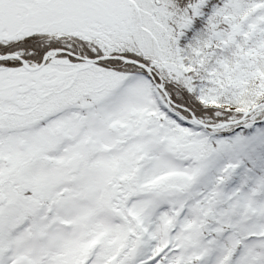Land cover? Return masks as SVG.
I'll return each instance as SVG.
<instances>
[{
	"label": "snow or ice",
	"instance_id": "snow-or-ice-1",
	"mask_svg": "<svg viewBox=\"0 0 264 264\" xmlns=\"http://www.w3.org/2000/svg\"><path fill=\"white\" fill-rule=\"evenodd\" d=\"M0 264H264V0H0Z\"/></svg>",
	"mask_w": 264,
	"mask_h": 264
}]
</instances>
